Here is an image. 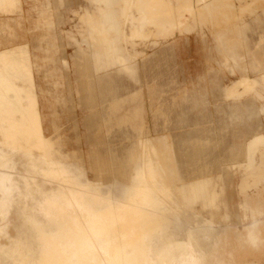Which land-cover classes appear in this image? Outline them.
Instances as JSON below:
<instances>
[{
	"label": "rangeland",
	"instance_id": "obj_1",
	"mask_svg": "<svg viewBox=\"0 0 264 264\" xmlns=\"http://www.w3.org/2000/svg\"><path fill=\"white\" fill-rule=\"evenodd\" d=\"M12 44L0 264H86L133 201L112 264H264V0H20Z\"/></svg>",
	"mask_w": 264,
	"mask_h": 264
},
{
	"label": "bare ground",
	"instance_id": "obj_2",
	"mask_svg": "<svg viewBox=\"0 0 264 264\" xmlns=\"http://www.w3.org/2000/svg\"><path fill=\"white\" fill-rule=\"evenodd\" d=\"M135 212V201H133L132 205L128 204L117 216L102 222L101 226L109 224L119 227L120 234L118 237L120 242L108 249H96L92 244H87L86 248L90 249L91 254L84 257L86 264H112L114 263L113 257L119 258V256H121L124 245L129 243L136 236V231L132 227V223L135 219ZM90 233L91 231L83 232L87 239ZM115 264H117V262H115Z\"/></svg>",
	"mask_w": 264,
	"mask_h": 264
},
{
	"label": "crops",
	"instance_id": "obj_3",
	"mask_svg": "<svg viewBox=\"0 0 264 264\" xmlns=\"http://www.w3.org/2000/svg\"><path fill=\"white\" fill-rule=\"evenodd\" d=\"M19 2H20V0H0V14H8L10 12H15L16 11V7H19ZM17 10H19V9L17 8ZM13 36L15 37V35H13ZM22 46H25V45H21V47ZM14 48H15V44H12V45L7 46V47L0 48V53L5 52V51L13 50ZM29 57H30V54H29ZM30 62H31V58H30ZM31 65H32V62H31ZM32 74H33V68H32ZM33 83H34V80H33ZM35 88H36V86H35V83H34V93H35V96H36V99H37V109H38V113L40 115V119H42L43 115H42L41 110L39 108L38 95L36 93ZM43 127H44V125H42V128Z\"/></svg>",
	"mask_w": 264,
	"mask_h": 264
}]
</instances>
